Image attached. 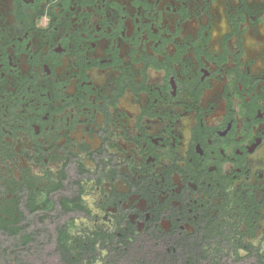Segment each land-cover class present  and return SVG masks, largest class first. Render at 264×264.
<instances>
[{
    "label": "flooded vegetation",
    "instance_id": "1",
    "mask_svg": "<svg viewBox=\"0 0 264 264\" xmlns=\"http://www.w3.org/2000/svg\"><path fill=\"white\" fill-rule=\"evenodd\" d=\"M0 264H264V0H0Z\"/></svg>",
    "mask_w": 264,
    "mask_h": 264
}]
</instances>
